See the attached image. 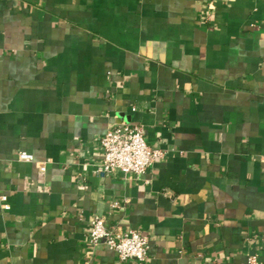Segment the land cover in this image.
<instances>
[{
  "label": "crops",
  "instance_id": "1",
  "mask_svg": "<svg viewBox=\"0 0 264 264\" xmlns=\"http://www.w3.org/2000/svg\"><path fill=\"white\" fill-rule=\"evenodd\" d=\"M121 123L139 178L98 172ZM0 194V264H264V0H0Z\"/></svg>",
  "mask_w": 264,
  "mask_h": 264
},
{
  "label": "built area",
  "instance_id": "2",
  "mask_svg": "<svg viewBox=\"0 0 264 264\" xmlns=\"http://www.w3.org/2000/svg\"><path fill=\"white\" fill-rule=\"evenodd\" d=\"M103 159L98 166L100 174L120 172L139 178L150 166L164 158L165 152L149 146L144 138L143 126L121 123L110 129L101 137ZM21 161H34L33 154L19 151ZM3 209H10L6 194H0ZM90 243H104L117 254L120 262L135 260L145 261L149 257V239L140 230L113 229L107 226L104 216L95 215L92 219ZM249 264H258L257 255L248 258Z\"/></svg>",
  "mask_w": 264,
  "mask_h": 264
}]
</instances>
